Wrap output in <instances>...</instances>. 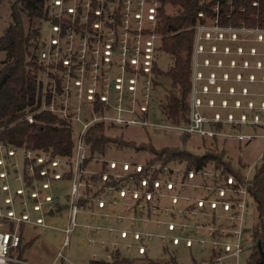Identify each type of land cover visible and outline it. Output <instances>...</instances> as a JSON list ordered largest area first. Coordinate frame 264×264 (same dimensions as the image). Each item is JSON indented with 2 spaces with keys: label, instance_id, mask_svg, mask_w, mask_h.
<instances>
[{
  "label": "trees",
  "instance_id": "1",
  "mask_svg": "<svg viewBox=\"0 0 264 264\" xmlns=\"http://www.w3.org/2000/svg\"><path fill=\"white\" fill-rule=\"evenodd\" d=\"M3 1L0 0V3ZM5 1L9 10L5 25L0 24V157H4L5 163L0 164V171L6 169L8 176H0V187L8 181L12 191L23 197V194L16 192V188L23 184L24 193H29V198L32 199V206L38 198L33 197L31 191L37 189L43 199L50 192L51 187H42L45 180L50 179L52 186L53 182L59 179H67L71 187L73 181L77 123L58 112H37L43 96L47 95L48 100L51 96V91H44V77L47 71L58 83L57 104L63 106L66 95L68 111L72 116L76 114L79 102H83L87 118L92 112V100L86 95L95 67L93 43L102 42L101 57L97 63L100 67L101 85L94 96L93 110L99 114L105 111L114 113L112 106L102 101L100 96L104 92L105 74L111 70L113 86L110 97L113 104L118 102V97L114 96L118 92L114 77L121 70L122 46L126 33L130 37L126 43L122 104L131 106L132 93L135 90L129 89L128 79L137 74L139 81L135 89H140L142 98L138 97L137 109L134 111L136 116L165 123L188 124L191 115L193 61L198 26L209 22L232 28L264 26V0H158L154 20L147 16L148 7L152 2L146 0L141 25L139 19L135 18V13L140 11L141 7L139 0H131L129 8L125 0H62V6L55 4L54 0ZM110 3H116V6L111 8ZM168 4L175 7L172 12L167 10ZM70 5L74 6V11L68 10ZM128 18L130 23L124 30L122 26ZM96 24L99 26H95ZM54 25H59V31L53 30ZM57 32L60 36L59 46L50 42ZM139 34L142 50L139 57L140 68L136 70L130 59L135 55L133 50ZM152 34H155L154 50L151 70L148 72L144 69V48ZM109 41L113 52L111 60L107 61L104 59V48ZM70 43L72 51H69ZM78 43L79 48L76 49ZM82 44L86 45L83 59L80 51ZM49 46H58L61 52L57 61L52 59L50 64L41 55V51ZM162 54L170 58L171 65L167 69H163L159 64ZM66 57L72 58L70 67L63 63ZM108 66H111V69ZM55 68L70 73L68 92L61 88L64 74H54ZM81 68H84L85 84L83 97L78 98V85L74 81L79 78ZM148 78L151 84L148 109L145 112L140 110L139 106L146 99L145 80ZM141 80H144L143 84ZM208 101L209 99L206 103ZM154 104L161 112L159 118L156 117V111H151ZM29 113L35 115V122H29ZM125 115L128 116L129 113ZM253 115L255 114L249 117ZM205 125L228 134L264 133L263 123H223L220 120L207 122ZM129 127L134 126L103 121L91 125L86 134L87 157L85 172L82 174L84 183L79 189L76 202V221L82 213L84 217L97 216L99 221L104 222L88 224L89 229L99 236L98 242L104 248L102 254L94 255L88 264L124 261H132L135 264H162L159 260L150 258L147 252L146 243L154 236H158L162 243L164 257L160 261H163V264H183L178 261L176 251V247L181 244L189 248L192 255L194 246L199 247L202 253L208 252L209 258L206 262L202 263V260L198 263L193 257V264H217L219 260L222 262L229 256L235 257L238 262L246 247L250 249L248 264L256 263L261 258L259 244L264 251V151L261 160L247 170L248 166H244L240 158L237 161L231 158L229 161L224 156L225 153H212L209 150L193 153L188 147L180 148L176 145L159 147L152 140H141V144L132 146L129 141L112 136V130L121 128L127 131ZM141 128L149 140L150 133L155 129ZM177 135L181 138L199 136L212 142L232 139L241 144L253 139L241 140L190 133ZM112 144L142 151L146 160L140 162V159L134 161L135 159L129 158H108L105 155ZM11 147L17 148L15 156L8 154ZM26 150L33 152L31 158L27 157ZM39 156H44L42 162L37 160ZM58 159L60 163L53 165V160ZM31 165L34 170H31ZM44 167L48 169V173L42 175L40 171ZM58 172L61 177L56 178L54 175ZM16 173H20L22 182L13 178ZM230 177L232 180L229 182ZM187 185L191 187L186 188ZM71 187L67 196V207L70 211ZM193 189L201 191L199 194H193ZM54 201L53 195L50 203L53 204ZM99 202H102V205H99ZM226 203L228 208H225ZM58 206L50 207L54 208L55 213L59 209ZM47 211L49 212V209ZM199 215L202 216L198 217ZM221 215L226 218L225 229L221 226ZM231 218L233 220H230ZM171 223L172 227L169 226ZM98 225L101 226L100 232L95 230ZM158 226H161L163 231L153 232L154 229H160ZM22 227V242L17 249L20 257H23L24 244L26 247L28 245L23 240ZM123 230L125 234L122 236ZM247 231L251 234L252 247L247 246L248 242H245ZM136 233L138 237L135 236ZM103 234L112 238H105ZM237 243L241 249L239 255L235 254ZM227 244L229 249H226ZM140 246H143L142 251ZM171 248L175 251L172 257L168 255ZM129 249L136 250L137 254L132 255L124 251ZM108 254L111 255L110 258L107 257Z\"/></svg>",
  "mask_w": 264,
  "mask_h": 264
},
{
  "label": "rangeland",
  "instance_id": "2",
  "mask_svg": "<svg viewBox=\"0 0 264 264\" xmlns=\"http://www.w3.org/2000/svg\"><path fill=\"white\" fill-rule=\"evenodd\" d=\"M174 9L175 7L168 4L167 10L169 12H172ZM8 10L9 6L4 0L0 3V24L2 25L6 23ZM199 26L201 29H199L198 41L203 48H200L201 50L195 49L194 61L197 60L200 63L198 68L202 73L197 85L199 90L198 94L202 99L200 110L209 118L216 117L217 114H220V119H222L223 123H226L227 121L225 119L227 117L231 118L232 115L234 116L232 119L235 118L238 120L239 116L244 112L248 116L254 113L264 117V109L259 108L261 100L264 99V26H241L240 28H232L229 26L220 27L215 22H209L208 24H201ZM101 44L102 42L93 43V47H99ZM78 46L79 43L75 48H79ZM170 63L168 55L162 54L159 57V64L163 69H167L171 65ZM143 81L141 80L142 84ZM139 90L137 88L132 93L131 106L132 108L135 107V109H137L138 97L139 99L142 98ZM207 99L209 101L206 103ZM250 101L253 102L252 106H250ZM153 106H151V111H156V117L158 116L159 118L161 112L158 110L157 105L154 104ZM155 131H160V129L152 131L149 140L141 127H129L127 131L119 128V130H112L111 132L113 133L112 136L125 139L132 146L141 144L139 143L141 140H146V142L152 140L159 147L176 145L180 148L188 147L193 153L206 152V150L212 153H225L224 156L229 161L231 158L234 161L240 158L242 164L246 167L248 166L246 168L247 170L255 162L261 160L264 151V141L256 138L248 140L244 144L232 139H219L218 141L212 142L210 140H204L199 136L198 138L186 136L181 138L176 133L164 134L161 131L160 133ZM144 155V152L135 151L131 147L128 148L122 145L112 144V147L107 149L105 156L123 160H128V158L135 159L134 161L140 159V162H144L146 160ZM173 166L176 165L173 164ZM70 187L71 183L67 179H59L53 182L49 191L53 193L55 201L53 204L44 202L42 206L43 208L44 206L47 208L52 205H59V209L54 214H51L47 210H43L42 212L35 211L32 208L33 202L29 198V193H25L22 197L14 193V191H11L14 197L12 206L19 214L27 210L30 212L33 220L41 214L44 217V224L29 223L22 227L23 240L28 244L27 247L24 244L23 257L28 261H32L35 264H52L57 256V252L62 248L64 253L68 254L69 257V260L64 262V264H88L94 255H100L104 251V248L98 242L100 239L99 236H96L92 230L85 226V224H104V222L99 221V217L97 216L84 217L82 213L79 214L76 221L78 224L70 233V245H63L66 232L62 228L71 225L70 209L67 207V196L70 193ZM190 187V185L186 186V188ZM191 191L193 194H199L201 190L195 191L193 189ZM24 200L27 201V206L23 205ZM0 204L3 208L6 206L3 197L0 198ZM101 204L99 202V205ZM200 216L202 215L198 217ZM219 218L223 221L222 228H227L226 218L222 215ZM169 226L171 227V224ZM160 227L158 226V228ZM154 231L160 232L163 229H154ZM250 235L247 231L245 242H248L247 246L251 245L252 247L253 242H251L252 238ZM103 237L112 238V236L106 237V234H103ZM91 238L95 240L92 244L89 243V239ZM146 244L149 257L155 258L163 264V261H160V259L164 257V251L162 250V243L159 237L154 236ZM245 249V252L241 255L238 262L235 257L229 256L222 261V264H248L250 249L249 247ZM192 250L193 255L189 248L182 244L178 245L176 247L178 261L183 264H193V257H195L198 263L202 260V263H204L209 258L208 252L202 253L197 246H194ZM124 251L130 252L132 255L137 254L134 249ZM168 251L170 252L168 255L171 257L174 256L175 251L172 248ZM16 254L17 250H14L13 255L16 256ZM57 264H61V262L59 261Z\"/></svg>",
  "mask_w": 264,
  "mask_h": 264
},
{
  "label": "built area",
  "instance_id": "3",
  "mask_svg": "<svg viewBox=\"0 0 264 264\" xmlns=\"http://www.w3.org/2000/svg\"><path fill=\"white\" fill-rule=\"evenodd\" d=\"M140 2V11L135 13V18H138V22L139 25L142 24V15H143V10H144V6L146 4V0H139ZM152 5L148 7V18L150 19H155V12H156V7L158 5V0H151ZM54 3L57 5L62 6V0H54ZM125 3L127 5V7L129 8V6L131 5V0H125ZM109 6L111 8H114L116 6V3H110ZM69 11H74V6L70 5L68 8ZM99 12V11H98ZM97 12V13H98ZM201 14V13H200ZM60 15V13H59ZM130 23V18L126 19L125 24L122 26V29H126L128 24ZM95 26H99V24H96ZM57 30L59 31V25H54L53 26V30ZM140 29V26H139ZM199 29H201L200 26H198L197 29V36H196V41H195V49L199 50L200 48L202 49V45L201 43H199L198 41V37H199ZM58 33L56 35H54L53 38L50 39L51 44H57L59 46L60 43V36H58ZM125 34V38H124V44L122 46V58L120 61L121 64V70L118 73L117 76L114 77V81H115V88L118 89L117 94L115 93L114 96L116 95L117 98V104H113L111 101V88L113 86L112 82H113V76H112V72L111 70H108L107 73L105 74L104 80H103V86H104V92L101 94V100L105 101L107 104L111 105L112 108L114 109V113H109L107 111L103 112V114H99L96 113L93 110V103L95 100V93L96 91L99 89L100 85H101V81H99V76H100V67L97 66L98 60L101 57V46L99 47H94L95 50V62H94V69L92 71V78H91V84L90 86H88L87 88V95L86 97H88V99H91L92 101L90 102V108L92 109L91 114L86 118L85 117V113H84V107H83V102H79V104L76 107V114L75 115H70L69 111H68V99L67 96L65 95V101H64V105H58L57 101H56V85L58 84L56 82L55 78H52L50 76V72L47 71L44 77V91L49 92L51 91V96L49 98V100L47 99V95L43 96V100L41 103L40 108L38 109L37 112H41V111H49V112H58L60 114H62V116L66 117V118H70L71 120H74V122L77 123L78 125V131L76 134V138H75V156L73 158V181H72V187H71V201H70V207H71V211H70V223L71 225L63 228L62 230H64V232H66L65 236H64V243L63 245H70V233L72 232V230L74 229V227L78 224L76 222V212L78 210V207L76 206V202L79 198V189L80 187L83 185V176L82 174L85 172V159L87 157V144H85V138H86V134L89 130V127L91 125H93L94 123H98V122H103V121H107V122H114V123H122V124H127V125H131V126H139V127H147V128H152V129H160V131L162 132H170V133H177V134H182V133H190V134H194V135H203V136H219V137H225V138H236V139H241V140H245V139H252V138H256V139H262L264 140V133H260V135L257 134H248V133H244V134H239V133H223L221 131H217L215 129H211L206 127L205 123L207 122H213V121H220L222 119H220V114H217L216 117L213 118H209L207 117L202 110H200L201 104H202V99L200 97V95L198 94V81L202 76L201 71L199 70V64L197 62V60L193 61L194 63V74H193V85H192V98H191V115H190V122L188 124H174V123H170V122H160V121H155V120H149V119H143L140 118L138 116L135 115V107L132 108V106H124L122 104V89L123 86L125 84V70H126V65H124L125 61H126V43L128 40V35L126 33ZM73 37V36H72ZM154 38H155V34H152L151 38H149L146 41V46H145V54H144V69L146 71L149 72V70H151V58L153 56V45H154ZM111 41H109L108 43L105 44V48H104V59L109 61L111 60V55L113 50H111ZM140 44H141V35H138V39L136 40V46L134 48V52L135 55L130 59V62L132 64L135 65L136 70H138L140 68L139 65V57L141 55V48H140ZM58 46L52 48L51 46L43 49L42 52V58L46 60V62L48 64H50L51 60L54 59L55 61H57V59L59 58V56L61 55V52L58 50ZM81 53L82 55V59L85 58V53H86V45L82 44L81 45ZM200 49V50H201ZM72 44L70 43V47H69V51H72ZM72 62V58L70 57H66L63 59V63L65 65H67L68 67H70ZM111 69V66H108ZM54 74L60 73V74H64V82L61 84V88L65 91L68 92V89L70 87V73H64L63 71H60L59 69L53 70ZM84 68L80 69V76L79 78L75 79V83L76 85H78V98H82L83 97V92H84ZM129 81V89H132L133 91L136 88V85L138 83V78H137V74H135L132 78L130 77L128 79ZM146 83V99L144 100V103L141 104L139 106V109L142 111H147L148 109V104H149V96H148V92H149V88H150V84H151V80L150 78L145 80ZM207 88V86H205ZM251 102V101H250ZM253 102L250 103V106H252ZM259 108L264 109V99L261 100L260 104H259ZM125 113H129V115H125ZM27 118L29 120L30 123L35 122V115H33V113H29L27 114ZM232 117H234L233 115L230 117H227L225 120L228 121H237V122H248V123H253V124H260L263 123L264 124V117H262L260 114H255L252 117H249L245 112L243 114H241V116L238 118V120H236L235 118L232 119ZM0 152H2V147L0 145ZM17 153V148L15 147H11V149L8 150V154L11 156H15ZM26 155L27 157L31 158L33 156V152L31 150H26ZM37 160L39 162H42L44 160V156H39L37 157ZM16 162V165H18V162ZM4 157L1 155L0 157V164H4ZM60 163L59 159L58 160H53L52 164L53 165H58ZM115 163L113 162L112 165H114ZM31 170H34L33 165H31ZM40 173L43 174H47L48 173V169L46 167H44ZM61 173L58 172L57 174H55L54 176H56V178L61 177L60 176ZM0 176L7 178L8 173L6 169H3L2 171H0ZM13 178L15 180L18 181H23L20 173H16L15 175H13ZM232 180V178L230 177L229 182ZM42 187L45 188H50L51 187V181L50 179H47L43 182ZM0 198L3 197V201L4 204L6 205L4 208L3 206L0 204V264H35L32 261H28L27 259H25L24 257H20L18 256V254L13 255L14 250H17L19 248L20 243L22 242L21 240V227L23 224H44V217L41 214L40 216L36 217L35 220L32 219L31 214L29 211L25 210L23 212H21L20 214L16 211V209L13 208L12 203L14 202V197L11 193L12 191V187L10 185V183L8 181H6L5 183H3L0 187ZM16 192L19 194H25V190L23 187V184H21V186H19L18 188H16ZM31 195L33 197H37L38 201H36L32 208H34L35 211H43V210H48L50 211L51 207H45L43 208V204L44 202H51L53 200V193L49 192L48 194L45 195L44 199L40 198V193L37 189L31 191ZM43 199V200H42ZM102 203V202H101ZM23 205L27 206V201L24 200L23 201ZM102 205V204H101ZM226 208H228V203L225 204ZM54 209V208H53ZM233 220V218L231 219ZM86 227L90 228V225L85 224ZM173 226V224L171 223V227ZM96 232H100L101 227L100 226H96L95 227ZM125 234V231H122V236ZM136 237H138V234H135ZM149 237L151 238L152 236L149 235ZM177 241V239H175ZM92 242L94 243L95 240L93 238L89 239V243L92 244ZM102 243H104V241L102 240ZM114 244H116V242H113ZM216 246V243H214V247ZM230 246L227 244L226 249H229ZM140 251L143 250V246H140ZM235 254L239 255V253L241 252L240 249V245L237 243L236 244V248H235ZM107 257H111L110 254H108ZM69 257L68 254H65L64 251L59 250L57 252V256L55 258V260L53 261L52 264H57L59 261L61 262V264H64V262L68 261ZM109 264H135L132 261H124L123 263H109ZM217 264H222V262L219 260L217 262Z\"/></svg>",
  "mask_w": 264,
  "mask_h": 264
},
{
  "label": "water",
  "instance_id": "4",
  "mask_svg": "<svg viewBox=\"0 0 264 264\" xmlns=\"http://www.w3.org/2000/svg\"><path fill=\"white\" fill-rule=\"evenodd\" d=\"M51 214L54 213V209L51 208L50 211H49ZM259 248L261 249V258L254 264H264V251L263 249L261 248L260 244H259Z\"/></svg>",
  "mask_w": 264,
  "mask_h": 264
},
{
  "label": "crops",
  "instance_id": "5",
  "mask_svg": "<svg viewBox=\"0 0 264 264\" xmlns=\"http://www.w3.org/2000/svg\"><path fill=\"white\" fill-rule=\"evenodd\" d=\"M63 229V228H62Z\"/></svg>",
  "mask_w": 264,
  "mask_h": 264
}]
</instances>
